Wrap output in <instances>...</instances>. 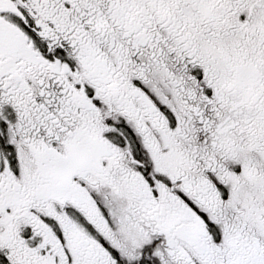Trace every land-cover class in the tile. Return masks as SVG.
<instances>
[{"label":"snow or ice","instance_id":"1","mask_svg":"<svg viewBox=\"0 0 264 264\" xmlns=\"http://www.w3.org/2000/svg\"><path fill=\"white\" fill-rule=\"evenodd\" d=\"M0 264H264V0H0Z\"/></svg>","mask_w":264,"mask_h":264}]
</instances>
